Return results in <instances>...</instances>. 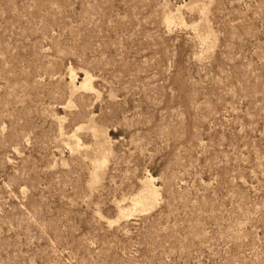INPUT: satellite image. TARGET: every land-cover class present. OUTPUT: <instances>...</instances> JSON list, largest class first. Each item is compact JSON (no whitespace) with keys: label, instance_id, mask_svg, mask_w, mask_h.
<instances>
[{"label":"rangeland","instance_id":"1","mask_svg":"<svg viewBox=\"0 0 264 264\" xmlns=\"http://www.w3.org/2000/svg\"><path fill=\"white\" fill-rule=\"evenodd\" d=\"M0 264H264V0H0Z\"/></svg>","mask_w":264,"mask_h":264},{"label":"bare ground","instance_id":"2","mask_svg":"<svg viewBox=\"0 0 264 264\" xmlns=\"http://www.w3.org/2000/svg\"><path fill=\"white\" fill-rule=\"evenodd\" d=\"M82 85L84 87H89V77H86L85 78V80H84V82H83ZM158 195L159 194H158L157 189L152 184H148L147 185V188H146V192L138 198L137 202L142 203V202H144V201H146L148 199H152L153 201L154 200L156 201L157 198H158Z\"/></svg>","mask_w":264,"mask_h":264}]
</instances>
